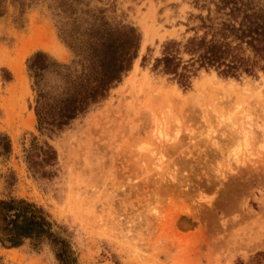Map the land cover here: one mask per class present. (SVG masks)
<instances>
[{"label":"rangeland","instance_id":"rangeland-1","mask_svg":"<svg viewBox=\"0 0 264 264\" xmlns=\"http://www.w3.org/2000/svg\"><path fill=\"white\" fill-rule=\"evenodd\" d=\"M66 4L86 18L103 9L110 22L136 28L141 40L138 57L107 97L47 134L37 129L35 98L38 91L50 101L66 97L65 70L42 72L34 88L26 62L43 52L71 63L58 32L71 16ZM5 6L0 200L42 208L53 234L66 241L69 264H264V73L233 78L201 68L184 87L155 67L162 44L192 36L211 0H5ZM42 42L62 46L65 58ZM12 88L16 113L8 119L3 107ZM33 143L51 146L54 161L34 157L29 165ZM56 252L49 241L0 244V264H61Z\"/></svg>","mask_w":264,"mask_h":264},{"label":"trees","instance_id":"trees-1","mask_svg":"<svg viewBox=\"0 0 264 264\" xmlns=\"http://www.w3.org/2000/svg\"><path fill=\"white\" fill-rule=\"evenodd\" d=\"M211 3L213 8L200 15L199 25L191 29L194 34L185 42H164L161 56L155 60V67L160 66L164 73L174 76L181 86L186 87L190 76L201 68H211L233 78L243 73H264V0H211ZM67 12L71 16L66 19V28L63 24L58 32L73 54L71 63L59 64L43 52L32 54L26 62L34 88L39 86L42 72L56 67L65 70L66 97L50 101L38 91L35 98L37 129L47 134L62 130L102 102L138 57L141 40L136 28L110 22L103 9L86 18L74 16L75 9L66 4ZM5 13V0H0V17ZM183 55L188 59L184 60ZM55 156L47 143L43 146L33 143L27 161L32 166V159L40 157V164H50ZM25 240L34 244L49 241L57 246L60 263L69 264L66 241L53 234L42 208L23 199L0 200L1 246L14 248Z\"/></svg>","mask_w":264,"mask_h":264},{"label":"bare ground","instance_id":"bare-ground-1","mask_svg":"<svg viewBox=\"0 0 264 264\" xmlns=\"http://www.w3.org/2000/svg\"><path fill=\"white\" fill-rule=\"evenodd\" d=\"M52 42L54 43L55 41L52 40ZM52 42H48V43L50 44ZM44 44L42 42V44H41L42 46H40V47H42L44 50H46V51L50 52L51 54H53L54 57L57 56L58 59L59 58H65L66 51L64 50V48L62 46H60V45H58L56 43L55 44H51V45H44ZM36 48H38V47H36ZM28 51H30V49ZM11 64H13V66H14L15 63L12 62ZM14 67H16V65ZM14 71L16 72L15 75L17 76V74L19 73L18 70L16 68H13V72ZM9 94H10V97L8 98V100L5 101L6 104L3 107V110H4L5 114L7 115L8 119L12 118L15 115V113H16V102H17V100L15 98V94H14L13 88L10 90Z\"/></svg>","mask_w":264,"mask_h":264}]
</instances>
